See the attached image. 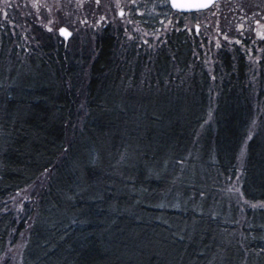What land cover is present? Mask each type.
<instances>
[{"label": "trees", "instance_id": "trees-1", "mask_svg": "<svg viewBox=\"0 0 264 264\" xmlns=\"http://www.w3.org/2000/svg\"><path fill=\"white\" fill-rule=\"evenodd\" d=\"M157 4L133 17L145 33L178 16ZM20 10L0 0V264H264V93L241 59L210 69L205 43L168 34L131 48L124 87L108 29L79 58L52 34L68 22ZM235 181L239 207L219 195Z\"/></svg>", "mask_w": 264, "mask_h": 264}, {"label": "rangeland", "instance_id": "rangeland-1", "mask_svg": "<svg viewBox=\"0 0 264 264\" xmlns=\"http://www.w3.org/2000/svg\"><path fill=\"white\" fill-rule=\"evenodd\" d=\"M10 1L15 3L19 10L27 2L36 13L45 15L48 20L45 22L44 29L47 32H53L52 24L54 23L68 22L70 26L59 25L57 29L60 26L68 28L71 35L63 42L71 50L77 48L79 58H83L84 54L90 51L93 52L103 29H108L113 35V40L115 39L111 42L113 48L111 54L115 56L116 60L107 77L109 75L115 82L122 85H124L123 78H128L127 75H130L133 70L134 61H131L129 56L132 47L137 52L139 49H144L141 48L142 44L148 50L153 49L152 47L165 48L167 35L181 32L189 39L193 36L199 43L206 44L200 46V49H202L201 54L205 61H209L210 67L208 68L210 69L213 65L219 64L216 57L222 54L228 56L233 65V60L237 61L240 58L245 71L250 74L247 85L252 89L253 95L259 94L260 91H262V94L264 93V85L261 84L259 78L264 75V14L260 17L253 14L238 15L230 6L227 8L229 0L217 2L214 7L212 6L200 13L190 16H175L164 20L162 26L152 34L145 33L138 23V18L133 17H140L144 8H147V11L150 12L153 6L158 5L159 0L150 1L149 4H145L142 0H4L5 4L10 3ZM254 5L256 4L253 3L252 6ZM5 14L6 12L3 10L2 15L5 16ZM223 14L226 19L220 22ZM229 15L232 19L234 15L236 18L229 19ZM222 27H225V31H222ZM237 28L239 30H235ZM57 29L52 34L58 35ZM232 30L237 32L235 36L231 35ZM250 34H252L251 37ZM21 40L28 47L31 46L30 41L23 39V36ZM28 49L30 47L26 50L30 52ZM33 56H38V54L35 53ZM11 60L9 61L12 65H20L14 63L15 57H12ZM118 63H122V70H120ZM23 68H25V65L19 66V70L22 71ZM27 73L30 74V72ZM138 74L142 75L141 72ZM32 75H36L35 71ZM124 83L127 84V81L124 80ZM124 87L126 86L124 85ZM260 98L264 100V96ZM243 152L244 148L241 149L242 156H244ZM236 182L233 185L228 183L220 188L219 195L227 204L239 207L244 203L239 191V184ZM252 207L261 210L264 215V203H254Z\"/></svg>", "mask_w": 264, "mask_h": 264}, {"label": "snow or ice", "instance_id": "snow-or-ice-1", "mask_svg": "<svg viewBox=\"0 0 264 264\" xmlns=\"http://www.w3.org/2000/svg\"><path fill=\"white\" fill-rule=\"evenodd\" d=\"M171 6L182 11H198L208 7V4L200 2V0H171Z\"/></svg>", "mask_w": 264, "mask_h": 264}, {"label": "water", "instance_id": "water-1", "mask_svg": "<svg viewBox=\"0 0 264 264\" xmlns=\"http://www.w3.org/2000/svg\"><path fill=\"white\" fill-rule=\"evenodd\" d=\"M218 0H200V2H203V3H207L208 4V7L206 8H203V9H200V10H205L207 8H209L210 6H212L215 2H217ZM168 4L170 6V8H172L173 10L175 11H179V12H190V11H182V10H178L176 8H173L171 6V0H168ZM192 11H197V10H192ZM57 33L58 35L63 39V40H67L69 38V36L71 35L70 31L68 30L67 27L65 26H60L58 29H57Z\"/></svg>", "mask_w": 264, "mask_h": 264}, {"label": "flooded vegetation", "instance_id": "flooded-vegetation-1", "mask_svg": "<svg viewBox=\"0 0 264 264\" xmlns=\"http://www.w3.org/2000/svg\"><path fill=\"white\" fill-rule=\"evenodd\" d=\"M142 1H144L145 4H149V3H151L150 1H153V0H142ZM166 1H167V4H168V0H166ZM215 4H213L212 6L214 7ZM212 6H210L209 8H211ZM168 7L170 8L169 4H168ZM209 8H207V9H209ZM170 9L173 11V13H175V15H178V16H187V15L190 16V15H193L195 13H200V12H203V11L207 10V9H205V10L190 11V12H179V11L173 10L172 8H170Z\"/></svg>", "mask_w": 264, "mask_h": 264}]
</instances>
